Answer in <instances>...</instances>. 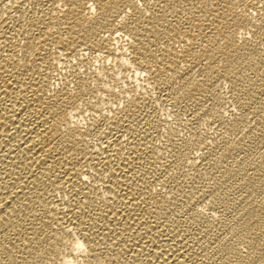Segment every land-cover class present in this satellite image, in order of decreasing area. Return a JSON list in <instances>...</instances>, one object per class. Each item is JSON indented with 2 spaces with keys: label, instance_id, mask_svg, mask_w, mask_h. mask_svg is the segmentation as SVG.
I'll return each mask as SVG.
<instances>
[{
  "label": "bare ground",
  "instance_id": "bare-ground-1",
  "mask_svg": "<svg viewBox=\"0 0 264 264\" xmlns=\"http://www.w3.org/2000/svg\"><path fill=\"white\" fill-rule=\"evenodd\" d=\"M0 264H264V0H0Z\"/></svg>",
  "mask_w": 264,
  "mask_h": 264
}]
</instances>
